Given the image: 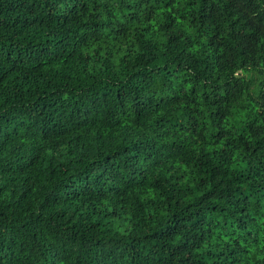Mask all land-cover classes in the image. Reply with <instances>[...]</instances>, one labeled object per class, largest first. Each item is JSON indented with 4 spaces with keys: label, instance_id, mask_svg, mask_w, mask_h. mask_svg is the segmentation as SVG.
<instances>
[{
    "label": "trees",
    "instance_id": "1",
    "mask_svg": "<svg viewBox=\"0 0 264 264\" xmlns=\"http://www.w3.org/2000/svg\"><path fill=\"white\" fill-rule=\"evenodd\" d=\"M0 264H264V0H0Z\"/></svg>",
    "mask_w": 264,
    "mask_h": 264
}]
</instances>
